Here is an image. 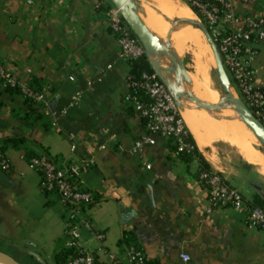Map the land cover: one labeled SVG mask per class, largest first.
Masks as SVG:
<instances>
[{"label":"crops","instance_id":"obj_1","mask_svg":"<svg viewBox=\"0 0 264 264\" xmlns=\"http://www.w3.org/2000/svg\"><path fill=\"white\" fill-rule=\"evenodd\" d=\"M229 1L238 16L264 18V0ZM131 3L156 42L144 55L173 96L198 157L252 206L264 205V150L236 113L233 93L221 96L203 79L201 61L209 47L200 20L183 0ZM112 8L108 0H0V65L44 91L52 110H66L52 126L41 104L0 83V140H24L6 151L8 168L0 167V227L7 235L22 231L24 236L9 251L32 264H56L55 256L64 250V243L55 245L64 239L62 205L58 216L27 162L41 155L74 161L81 155L79 144L95 136L106 149L80 186L98 201L82 213L104 238L98 243L86 230L81 237L100 263L112 254L119 264H128L120 241L131 233L146 264H264L263 232L249 228L245 216L231 209L206 212L198 157L186 163L159 138L140 154L132 152L145 129L137 114L127 111L128 67L117 56L105 20ZM257 49L254 86L264 92V42ZM187 55L191 62L194 57L195 74L188 70ZM76 92L82 98L71 107ZM216 134L237 153L230 157L226 146L219 148ZM72 144L78 145L74 154ZM9 251H0L7 264H24L6 255Z\"/></svg>","mask_w":264,"mask_h":264},{"label":"built area","instance_id":"obj_2","mask_svg":"<svg viewBox=\"0 0 264 264\" xmlns=\"http://www.w3.org/2000/svg\"><path fill=\"white\" fill-rule=\"evenodd\" d=\"M200 20L205 34L210 38L218 54L224 71L229 75L241 95L247 110L264 129V92L254 86L253 65L258 54L257 45L264 42V18L241 17L234 13L229 0H183ZM97 9L100 4L96 3ZM106 23L118 44L117 56L123 61L136 59L144 55V48L124 23L117 9L106 12ZM142 88L149 102H137L128 93L126 102H130L137 116L141 119L145 133L133 143L132 152L140 154L145 148L156 145V139L173 140L175 156L191 154L194 143L179 116L175 100L164 81L156 74L142 75ZM129 81V77L127 78ZM0 83L3 88L17 89L25 99L43 106L44 114L52 126L65 115L66 110H52L46 101V93L36 90L27 82L19 79L0 65ZM136 84H128L133 87ZM82 98L76 92L70 101L75 106ZM81 155L74 161H56L46 155L32 157L27 164L40 177V189L43 193L57 196L64 213L63 236L64 249L69 255L63 264H119L118 259L110 254L105 263H100L95 255L82 243L81 231L86 230L98 243L103 241V234L95 231L89 219L82 213L95 202V194L80 186L82 177L95 165L96 156L106 149V144L95 136L82 141ZM78 145L72 144L71 153H76ZM0 167L8 168L5 154L0 152ZM149 169V166L146 167ZM198 182L207 191L206 212L218 209H231L245 216L249 228H256L264 233V209L252 206L241 193L228 185L221 174L211 169L200 171ZM128 264H144L143 254L129 247L126 250ZM183 261L189 257L182 256Z\"/></svg>","mask_w":264,"mask_h":264},{"label":"trees","instance_id":"obj_3","mask_svg":"<svg viewBox=\"0 0 264 264\" xmlns=\"http://www.w3.org/2000/svg\"><path fill=\"white\" fill-rule=\"evenodd\" d=\"M125 62H126V65L128 67V77H129L128 84H132V83L136 84L133 87H129L128 86V94L131 97H134L137 102H144V103L149 102V99H148L147 94L145 93V91L138 86V85H140L143 82L142 75L151 76V75L155 74L154 70L150 66V63H149L147 57L145 55H143V56H141L139 58L129 59V60L125 61ZM230 83H231V81H230ZM5 89L6 90H10V91L18 92L17 89H10V88H5ZM29 102L31 103L32 101H29ZM127 111L130 114H137L135 112V110L133 109V106L128 101H127ZM162 140H164L166 146L168 147V149H169V151L171 153L176 152L175 151L176 147H175V144H174L173 140H170V139H162ZM188 140H190L193 143V141H192L190 136H189ZM23 144H24V140L19 139V138H6V139H3V140H0V152L5 154L7 150H9V149H18ZM194 157H196V158L198 157L195 149H194V151L191 154L178 155V158L183 160L186 163L190 162L191 160H193ZM198 160H199V163H200V166H201L199 171L209 170L208 165L205 163V161H203V159L198 157ZM44 195L47 196L49 194L44 193ZM97 199H98V197L95 195V202L98 201ZM260 207L262 209H264V205L263 204H260ZM120 245L121 246L125 245L126 248L133 247V248H135V249H137V250H139L141 252V250L136 245L135 240H134V238H133L131 233H125L124 234L122 240L120 241ZM68 255H69V251L68 250H66V249L61 250L55 256V263L56 264H63L66 261ZM144 264H146L145 263V259H144Z\"/></svg>","mask_w":264,"mask_h":264},{"label":"rangeland","instance_id":"obj_4","mask_svg":"<svg viewBox=\"0 0 264 264\" xmlns=\"http://www.w3.org/2000/svg\"><path fill=\"white\" fill-rule=\"evenodd\" d=\"M203 41H204L205 44L208 45L205 36L203 38ZM208 47H209L208 54L206 55V58H204L201 61V65H202V68H203L204 74H205L204 75L205 77L203 79L213 91L218 92L219 95H221V96L229 95L230 92H231V94L233 93L232 95H233V98L235 100L234 101V107H235L234 109L237 110L236 113H238V115H239L240 112H243L246 109L245 105H244V103L242 101L241 95L239 94V91L237 89L236 90L238 92L236 90L234 91L232 89V85L234 83H230L229 79H228V84H227L228 92L223 90V86L221 84V81H220L218 73H217L216 63H215L211 48H210L209 45H208ZM186 64L189 66L188 70L190 71V73L191 74H195L196 63H195L194 57H193V62H191V57L189 55H187ZM225 74H226L227 78H230L229 75L226 72H225ZM191 78L194 79L193 77H191ZM216 106H217V104L214 105V121H218V119H219L218 115L221 113L220 112V108H218V107L216 108ZM216 136H221V135L220 134H216L214 142L218 145L219 148H221L223 150L227 147L229 149L227 154L230 155V157H232L231 151L233 153H235L236 152L235 148L233 146H231V147L228 146L224 142V140L222 138L216 137ZM261 146H262V144H261ZM262 149L264 150L263 146H262ZM48 200L51 201L52 206L54 207V210H55L56 214L59 216L60 211H61V204L58 202L59 200L56 198V196L54 194H49L48 195ZM22 202H20V203H22ZM17 207L22 208L21 204L20 205L17 204L16 208ZM0 228H1V230H0V251L1 252H6L7 250L9 251L11 249V247L9 246L10 244H16V243H20L21 241H23L24 236L21 233L22 231L18 232V233H15V235L12 236V235H7L5 233V230L3 229V227H0ZM63 243H64V239L62 238V240L59 241V243H56L55 245L59 244V246H60V245H63ZM6 255L11 256V257H13L16 260L21 261L24 264H32L30 262L25 261L24 258H23V255L21 253L10 252L9 251V252L6 253Z\"/></svg>","mask_w":264,"mask_h":264},{"label":"water","instance_id":"obj_5","mask_svg":"<svg viewBox=\"0 0 264 264\" xmlns=\"http://www.w3.org/2000/svg\"><path fill=\"white\" fill-rule=\"evenodd\" d=\"M110 4L118 10L120 17L124 21V23L128 26L132 34L136 37V39L139 41V43L142 45L144 50L152 49L156 46V42L154 38L150 35V33L143 27V25L140 23L138 18L136 17L133 6L131 3V0H108ZM204 36L206 38V41L208 45L211 48L217 73L219 76V79L221 81V84L223 86V90L228 92V78L225 74V71L220 63L218 54L216 52V49L214 45L212 44L210 38L204 33ZM239 117L242 120V122L245 124V126L252 132L254 137L262 144L264 147V129L259 124V122L253 117L252 114H250L247 110H244L243 112L239 113ZM1 254V253H0ZM4 255V254H3ZM9 260L13 261L6 255H4ZM16 264H18L16 261H13Z\"/></svg>","mask_w":264,"mask_h":264},{"label":"bare ground","instance_id":"obj_6","mask_svg":"<svg viewBox=\"0 0 264 264\" xmlns=\"http://www.w3.org/2000/svg\"><path fill=\"white\" fill-rule=\"evenodd\" d=\"M236 111H237V110H236ZM7 260H8L10 263H12V261L9 260L8 258H7ZM0 264H7V263H6V259L3 258V257H1V256H0Z\"/></svg>","mask_w":264,"mask_h":264}]
</instances>
